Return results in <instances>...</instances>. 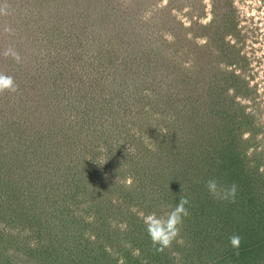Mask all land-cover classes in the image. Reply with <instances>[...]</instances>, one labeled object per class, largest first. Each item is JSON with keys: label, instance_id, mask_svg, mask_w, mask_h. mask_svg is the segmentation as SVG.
<instances>
[{"label": "rangeland", "instance_id": "obj_1", "mask_svg": "<svg viewBox=\"0 0 264 264\" xmlns=\"http://www.w3.org/2000/svg\"><path fill=\"white\" fill-rule=\"evenodd\" d=\"M0 76V264H264V0H0Z\"/></svg>", "mask_w": 264, "mask_h": 264}, {"label": "clouds", "instance_id": "obj_2", "mask_svg": "<svg viewBox=\"0 0 264 264\" xmlns=\"http://www.w3.org/2000/svg\"><path fill=\"white\" fill-rule=\"evenodd\" d=\"M0 85L4 87H11L12 79L11 77L0 76ZM2 90V89H0ZM15 91L14 88H12ZM208 189L210 193L214 196L219 197L220 193L217 191V182L215 180H209L207 182ZM236 186L233 184L229 190L226 191L224 198H227L228 195L235 198L236 194ZM188 203L186 198H182L177 205V209L173 211V213L169 217L168 227L164 230H153L150 226L149 234L153 240L154 244H160L161 248L159 250H163L164 247L170 246L172 240L179 233V228L177 225L182 224L183 217L188 215L187 209L184 207ZM182 214V215H181ZM229 242L234 249H239L241 243V237L238 234H234L229 238Z\"/></svg>", "mask_w": 264, "mask_h": 264}, {"label": "trees", "instance_id": "obj_3", "mask_svg": "<svg viewBox=\"0 0 264 264\" xmlns=\"http://www.w3.org/2000/svg\"><path fill=\"white\" fill-rule=\"evenodd\" d=\"M85 158V157H84ZM114 158H112V162H113ZM87 160L84 159V161H82L84 163V166L86 165ZM110 164V166L106 167L104 166V170L101 169V176L102 179L104 180V182L108 185H112V179H110L109 177H112V175H116V170L113 169V164ZM119 164H125V162H118ZM127 164L132 165L131 162H128ZM135 167V168H134ZM134 167L131 166L132 170H134L132 173L134 174V172L140 171V165H138V163L136 162V165L134 164ZM109 169V170H108ZM114 170V171H113ZM9 173V171H7V174ZM99 176V175H98ZM9 185V184H8ZM5 187L4 186H0V191H2V193L4 192ZM111 208L110 209H114V205L111 203ZM242 243V242H241ZM244 245H240L239 249H236V252H241V253H248V254H255V245H247L246 242H243ZM127 257H130L129 255H127ZM255 262V261H254Z\"/></svg>", "mask_w": 264, "mask_h": 264}]
</instances>
